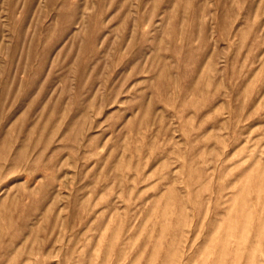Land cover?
<instances>
[{
	"label": "rangeland",
	"instance_id": "1",
	"mask_svg": "<svg viewBox=\"0 0 264 264\" xmlns=\"http://www.w3.org/2000/svg\"><path fill=\"white\" fill-rule=\"evenodd\" d=\"M0 264H264V0H0Z\"/></svg>",
	"mask_w": 264,
	"mask_h": 264
}]
</instances>
